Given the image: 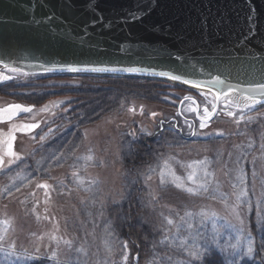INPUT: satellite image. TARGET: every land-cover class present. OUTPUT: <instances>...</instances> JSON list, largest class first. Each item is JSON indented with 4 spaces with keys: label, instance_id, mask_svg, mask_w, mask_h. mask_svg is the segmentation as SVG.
<instances>
[{
    "label": "rangeland",
    "instance_id": "rangeland-1",
    "mask_svg": "<svg viewBox=\"0 0 264 264\" xmlns=\"http://www.w3.org/2000/svg\"><path fill=\"white\" fill-rule=\"evenodd\" d=\"M0 73L12 77L0 81V85L11 82L20 85L54 83L44 79L53 74H30L22 70L10 72L6 67H0ZM231 95L235 97L240 93ZM163 97L166 99L163 104H145L142 111L139 105H135L134 112L113 115L89 126L83 130L82 145L70 154L58 149L35 148L30 137L32 133L24 137L23 143L13 144V150L21 158L15 160L4 156V163L0 165V220L12 222L3 246L7 248L15 244L16 251L21 255L26 251L29 255L40 257L37 260H21L19 264H35L41 260L55 264L47 258L52 252H57L60 264H67L69 259L76 261L78 254L75 249L80 247L88 253L87 257L79 256L80 264H123L125 253L128 255L127 264H138L139 255L120 234L122 226L136 221L137 225L151 226L158 237V244L149 256L150 262L176 264L177 261H186L188 257L183 252L162 246L160 241L167 235L170 240L177 239L178 243L179 238L188 237L189 231L193 234L199 232L201 237H210L213 220L210 215L199 216L202 209L220 217L215 223L221 233V241L227 242L228 236L234 238L235 232L221 225L228 221L235 228L241 227L232 211L236 203L234 193L238 191L232 187L233 183H238L235 178L238 159L239 167L247 174L248 196L245 199L251 203V210L242 203L237 211L244 221L243 227L252 232L255 243L256 234L264 232V226L256 219L257 201H264L261 196L264 191V117H260L264 113V105L247 109L243 113L244 120L237 124L241 113L231 107L235 116L226 115L229 109L225 108L222 97L219 115L201 128L197 116H203L205 107L212 110L210 102L216 103L215 96L187 89L168 90ZM186 97H191V100ZM0 104L4 103L0 101ZM193 108L196 111H192ZM164 129L175 130L184 138L183 145L172 141L161 145L159 156L149 166L137 168L139 172L134 174L133 168L130 171L124 162L133 151L134 139L130 133H134L140 142ZM89 150L94 160L88 162L85 168V161L78 158L87 156ZM168 157L174 158L170 163L176 174L182 177L190 170L180 167V164L205 159L210 161L209 170L215 173L212 187L219 185V193L227 198L228 207L219 196L210 198L211 191L202 196H189L172 186L162 191L158 175L154 174L151 180H146L148 169L157 168ZM10 160L12 163H9ZM74 171L85 180L83 186L74 182ZM88 181L96 183L90 185ZM39 184L50 187L45 190L38 187ZM85 188L90 190L85 191ZM136 208L140 217L130 219V212L126 210L132 213ZM186 211L194 214L190 221L188 218L185 221L180 219ZM260 212L264 215V202ZM165 217H170L174 225H167ZM188 223L192 225L190 230ZM64 241L71 242V250ZM105 241L110 245L111 253L106 250ZM199 243H204L203 238ZM37 247L39 252L35 251ZM12 260L5 261L0 254V264H12Z\"/></svg>",
    "mask_w": 264,
    "mask_h": 264
},
{
    "label": "water",
    "instance_id": "water-1",
    "mask_svg": "<svg viewBox=\"0 0 264 264\" xmlns=\"http://www.w3.org/2000/svg\"><path fill=\"white\" fill-rule=\"evenodd\" d=\"M232 50H248L252 68L220 94L264 84V0H0L1 67L30 74L102 60L207 62Z\"/></svg>",
    "mask_w": 264,
    "mask_h": 264
},
{
    "label": "trees",
    "instance_id": "trees-1",
    "mask_svg": "<svg viewBox=\"0 0 264 264\" xmlns=\"http://www.w3.org/2000/svg\"><path fill=\"white\" fill-rule=\"evenodd\" d=\"M44 79L53 80L54 83L20 85L11 82L0 85V97H3L0 101L4 103L0 104V109L17 104L33 109L31 113L22 112L12 120L0 123V135L6 136L13 125L39 124L38 128L30 132H16L14 144L23 143L24 137L32 133L30 137L35 148L58 149L69 154L82 145L83 130L89 126L113 115L129 113V109L135 105L144 107L149 103L163 104L166 102L163 96L168 90H187L166 81L136 77L63 74ZM56 104L59 106H54ZM45 106L48 110L41 111ZM261 116L264 117V113ZM41 136L45 139L41 140ZM169 141L183 145L184 138L173 129H164L140 142L139 139L134 140L131 155L124 159L125 166L130 171L133 168L136 174L139 172L136 169L149 166L159 156L161 145L164 146ZM126 212H130V219L137 220L140 217L137 208L132 213L130 210ZM136 222L122 226L120 234L139 255L138 264H150L149 256L158 244V237L151 226L137 225ZM236 260L238 264H264V232L255 236V253L252 257L241 258L237 255ZM222 261L227 264V259L213 254L204 264H222ZM49 263L50 261L41 260L35 264Z\"/></svg>",
    "mask_w": 264,
    "mask_h": 264
},
{
    "label": "snow or ice",
    "instance_id": "snow-or-ice-1",
    "mask_svg": "<svg viewBox=\"0 0 264 264\" xmlns=\"http://www.w3.org/2000/svg\"><path fill=\"white\" fill-rule=\"evenodd\" d=\"M135 18V17H133ZM6 68L10 72H19V69L10 67L9 65H5ZM68 71L71 72H78L81 71V69L78 68H68ZM86 71H116V69H107V68H93V69H85ZM125 71H139L138 69H125ZM163 75V74H162ZM12 77L6 76L3 73H0V81L9 80ZM170 79L173 80H180L181 78L179 76H170ZM185 83H189L188 81H184ZM215 83H222V81H215ZM195 87V85H193ZM249 93H258L259 97H264V84L259 85L257 88H250L246 91L244 94H240L238 96L233 97L230 93L224 92L216 97H214V100L219 101L221 99V96L224 97V104L225 108L229 109L226 112V115L229 117L235 116V113L231 111V107H235L238 112L241 113L239 118L236 120V123L239 124L242 120H244L243 113L247 109L254 108L257 104H264V99H259L256 95H251ZM185 99L191 100V97H186ZM195 103V102H193ZM212 104V110L209 111L207 107L203 110V116L200 117L201 124L200 127L203 128L207 125V122L212 119V117L215 115L217 105L215 102H210ZM56 107L59 106V104L54 105ZM48 107L45 106V108L41 109V111H47ZM33 111L30 107H24L22 105H10L8 108L0 109V123L5 122L6 120H12L16 115L19 113H31ZM129 111L134 112V108H130ZM142 111V109H141ZM192 111H196L195 108L192 109ZM7 113V115H5ZM155 115V114H153ZM35 119V117H32ZM39 127V124H22V125H13V127L10 129L9 133L5 135H0V165H3L4 156L12 157L15 160H19L21 157L13 150V144L15 141V133L16 132H30L36 128ZM191 127V126H190ZM143 131V129L141 130ZM147 135H151V133H146ZM195 135V133H192ZM130 135H133V139H136V136L134 133H130ZM217 135H222V133H217ZM41 140H44L45 137L41 136ZM251 143L249 144V147H251ZM264 147V145H262ZM78 159H81L85 161L84 167H87V163L94 160V155L91 154V150H89V154L87 156L80 157ZM173 157H168V159L163 160L157 168L159 171H157V168L150 167L148 169V173L145 176L146 180H151L153 178V175H158L159 177V184L162 191H166L168 186L175 187L176 189L185 192L189 196H202L204 194H208L210 191L212 195L210 198L215 199L217 196L224 202L225 206L228 207L227 204V198L223 196V194L219 193V185L217 184L215 187H212V184L215 179V173L213 171L209 170L210 161L207 159L201 160V161H193L188 164H180V167L190 170L187 171L186 176H179L176 174L175 169L173 168L172 164L170 163L171 160H173ZM9 163H12V160L9 161ZM177 163H180L177 161ZM237 163V170H236V181L238 183H233L232 187L233 189H238L236 191L235 197H236V203L235 206L232 208V211L234 215L236 216L237 220L239 221V224L241 225L240 228H235V226L231 225L230 222L225 221L224 225H221V227L230 228L233 229L235 232L234 238L233 236L229 235L227 242H222L220 237L221 233L217 230V226L215 221L220 219L216 215V213L209 214L205 210H201V212L198 214L199 216L203 217H209L213 220V230L210 237L205 236L201 237V234L199 232L193 234L191 231H189V235L187 238H179L178 243L177 239H169L167 235L163 237L160 241V244L167 245L169 247H174L177 250L183 252L187 257V261H177L176 264H204V261L206 259H209L213 254L224 257L227 259V264H238V261L236 260L237 255H239L241 258L244 257H250L255 253V243L252 236V232L247 230L243 227L244 221L240 218L239 212L237 209L240 207V205L247 204L249 210H251V203L248 202L245 198L248 196V187H247V174L244 171L243 168L239 167V159L236 161ZM75 167V166H74ZM256 173L253 171V177H255ZM73 177L75 178L74 182L78 186H83L85 184V180L78 175L76 171L73 172ZM88 183L95 184V181H88ZM38 187L44 188L47 190L50 186L47 184H39ZM90 190L89 188H85V191ZM45 195H47V191L45 192ZM261 196L264 197V191H262ZM264 201H257L256 209H257V222L264 226V215L260 212V206L261 203ZM163 215V214H161ZM193 213L190 211L185 212V216L181 217L180 219L182 221H185V218H188L190 221L193 218ZM166 221V224L169 226L174 225V221L170 217L164 218ZM12 227V222L10 220H0V254L3 255L5 261L12 260V264H19L21 260H37L40 259L39 256L29 255L25 251V254L21 255L16 251L15 244H10L7 248H5L4 241L6 239V236L8 234V231ZM192 227L191 223H188V229L190 230ZM177 232H179V228L177 227ZM203 238L204 243L200 244L199 240ZM42 239V237H41ZM52 239H56L55 236L52 237ZM189 240L192 242L189 243ZM66 245L69 246V249L71 250V242L70 241H64ZM106 250L111 253L112 249L107 241H105ZM124 248H127V245H124ZM36 252H39V247L36 248ZM76 253L78 254V257L76 261H72L69 259L67 261V264H80L79 256L87 257L88 253L87 250L83 247L75 249ZM50 260L55 261V264H60L58 259L57 252H52L50 256L47 257ZM128 255L125 253L122 256V262L123 264H127ZM107 264V262H105ZM150 264H153V262H150ZM223 264V261H222Z\"/></svg>",
    "mask_w": 264,
    "mask_h": 264
},
{
    "label": "bare ground",
    "instance_id": "bare-ground-1",
    "mask_svg": "<svg viewBox=\"0 0 264 264\" xmlns=\"http://www.w3.org/2000/svg\"><path fill=\"white\" fill-rule=\"evenodd\" d=\"M248 50H232L229 54L218 55L216 59L209 61H186L178 62L176 64L169 62H162L157 60H140L129 61L122 63L121 61H89L78 62L75 64H66L56 74H73V75H93V76H150L157 79L169 80L191 91L200 93H209L213 96L220 94L222 87L229 82H232L237 75L252 68L251 59H249ZM107 64V67H106ZM0 66H3L0 64ZM118 66V67H117ZM68 68H78L81 71L71 72ZM93 68H107L116 69V71H86L85 69ZM125 69H138L139 71H125ZM54 70V69H50ZM163 74V75H162ZM170 76H179L180 80L170 79ZM140 78V77H136ZM222 81V83H215V81ZM188 81L189 83H185ZM195 85V87L193 86ZM230 94H235L237 89L235 87L226 91ZM223 97V96H221ZM264 99V97H259ZM264 104H257L256 107H261ZM142 109V107H140Z\"/></svg>",
    "mask_w": 264,
    "mask_h": 264
},
{
    "label": "flooded vegetation",
    "instance_id": "flooded-vegetation-1",
    "mask_svg": "<svg viewBox=\"0 0 264 264\" xmlns=\"http://www.w3.org/2000/svg\"><path fill=\"white\" fill-rule=\"evenodd\" d=\"M219 111H221V104L218 106Z\"/></svg>",
    "mask_w": 264,
    "mask_h": 264
}]
</instances>
